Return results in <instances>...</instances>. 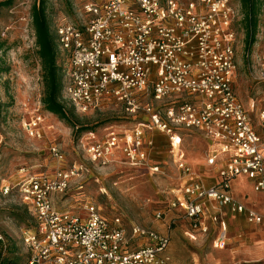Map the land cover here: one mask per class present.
Returning <instances> with one entry per match:
<instances>
[{"label":"built area","instance_id":"built-area-1","mask_svg":"<svg viewBox=\"0 0 264 264\" xmlns=\"http://www.w3.org/2000/svg\"><path fill=\"white\" fill-rule=\"evenodd\" d=\"M79 7V19L53 25L58 50L69 60L61 100L84 114L114 99L128 114L149 117L123 133L111 130L101 141L81 140L87 158L107 166L121 153L129 165L159 173L160 166L149 162L147 149L154 142L148 133L162 132L169 137L170 154L180 171L170 210L203 234L209 232V210L216 211L210 216L221 225L213 241L216 249H224L228 239L224 211L244 215L251 225L264 224L263 215L228 191L231 180L244 177L264 193V98L262 107L252 101L247 110L234 88L238 1L82 0ZM257 35L264 37V12ZM254 58L264 81V50ZM147 98L167 105L143 104ZM44 123L45 116L36 112L23 128L31 138H41ZM182 129L199 131L209 140V165L222 158L219 185L204 186L185 162L178 134ZM50 151L63 159L57 146ZM80 174L74 165L2 185L5 195H17L35 224L23 232L26 264H171L166 234L137 224L128 232L120 219L108 221L90 202L83 206L85 218L59 210L56 199ZM162 216L157 212V219Z\"/></svg>","mask_w":264,"mask_h":264},{"label":"rangeland","instance_id":"rangeland-1","mask_svg":"<svg viewBox=\"0 0 264 264\" xmlns=\"http://www.w3.org/2000/svg\"><path fill=\"white\" fill-rule=\"evenodd\" d=\"M9 1L10 4H3ZM46 1L54 24L61 20L74 22L79 17L80 3L76 0L70 4L68 0ZM34 3L35 0L0 1V43L4 44L0 50V70L3 71L0 74V235L4 239L0 240V258L16 259L25 264L28 249L23 244V232L35 226L32 215L19 203L17 195H5L2 185L15 184L28 176L52 175L58 169L77 165L81 174L71 182L68 192L56 199L59 210L75 212L85 218L87 213L83 206L90 202L108 221L120 219L128 232L137 224L166 233L171 237L169 252L175 264H264V228H246L243 223L241 232L233 229L232 235H247L244 244L233 239L223 250L213 248L207 237L191 240L185 235L187 221L169 209V202L180 185V173L172 162L170 143L156 149L155 158L162 164L159 163L161 172L155 174L146 167L129 165L121 153H117L107 166L87 158L81 140L101 141L111 130L118 133L131 130L137 122L148 121L144 112L128 114L122 104L107 99L99 108L83 114L63 101L68 113L73 112V122L87 129L78 135L76 128L45 111L42 66L31 18ZM235 30L237 73L234 88L247 110L252 101L262 107L264 81L260 80L254 56L264 50V37L257 35L256 42L248 49L241 11ZM62 57L57 62L67 73L69 60ZM146 103L162 109L167 105L166 101L157 103L151 98L145 99L143 104ZM36 112L45 116L41 138H31L23 128ZM251 117L255 122V115ZM90 133L94 136L88 135ZM183 137L182 147L187 159L199 169L207 145L193 132H185ZM52 146L60 150L62 160L52 155ZM22 169H25L23 174L20 173ZM234 186L240 199L247 195L248 202L259 205L261 195L255 193L247 181L238 180ZM159 211L163 213L161 219L156 218Z\"/></svg>","mask_w":264,"mask_h":264},{"label":"trees","instance_id":"trees-1","mask_svg":"<svg viewBox=\"0 0 264 264\" xmlns=\"http://www.w3.org/2000/svg\"><path fill=\"white\" fill-rule=\"evenodd\" d=\"M73 0H68L70 4ZM80 3L82 0H76ZM243 14V22L246 31L247 47L256 42V35L259 27L260 17L264 12V0H237ZM3 4H10V1ZM48 1L35 0L31 9L32 26L35 33V45L37 54L42 66V76L44 84L43 105L45 111L57 116L60 120L69 123L76 128L78 135L87 129L78 127L73 119V112L67 111V105L61 100L63 88L65 85L66 70L57 62L60 55L57 44L56 32L53 27L54 21L47 12ZM71 7L69 8V10ZM3 42L0 43V50L3 48ZM66 58V56H64ZM3 71L0 70V74ZM72 111L74 110L71 107ZM93 132V131H89ZM0 264H21L16 259L0 258ZM26 264V262H25Z\"/></svg>","mask_w":264,"mask_h":264},{"label":"crops","instance_id":"crops-1","mask_svg":"<svg viewBox=\"0 0 264 264\" xmlns=\"http://www.w3.org/2000/svg\"><path fill=\"white\" fill-rule=\"evenodd\" d=\"M185 132H193V133H195L197 135H200L203 138V140L205 141L206 145H207V148L205 150V156H204L203 161L201 162V167L199 169L196 166L191 165L189 163V161L187 159V156H186V153H185V151H184V149L182 147L183 138H184L183 136H184ZM178 134H179L180 139H181L180 147H181V151L184 153L185 162L190 166V168L192 169L193 172H195L198 176H200L202 184L204 186H206V187H212V186H215V185H219L221 183V181H222L221 177L219 176V173H218L219 169H220L221 162H222V158L218 159L217 163L215 165H209L208 164L207 156H208L209 149H210L209 140L206 139L205 136L201 132L196 131V130L182 129V130H180L178 132ZM148 138L153 140V142H154V146L151 149L150 148L147 149V152H148V155H149V162H150V164H154V165L158 164L159 165V163H161V162H158V160L155 158L156 149H158L159 147L163 148L167 144L169 145V143H170L169 137L166 134H164L162 132H159V131H150L148 133ZM172 162L174 163V161H172ZM174 165H175V163H174ZM175 167H176V165H175ZM179 173H180V171H179ZM238 180L247 181L249 183V185L252 187L253 191L255 193H257L258 195H261V197L258 199V201H259V205L258 206H254L250 202H248L247 201V197H248L247 195H244L243 198L240 199L239 196H237L235 194V186L234 185L236 184V182ZM228 191L234 198H236L239 202L244 204L247 208L252 209V210L256 211L257 213H259V214L264 216V193L256 192L254 190V188H253L252 183L248 179H246L244 177H238L236 179L231 180L230 183H229ZM214 214H216V211L209 210V216H208V218H207V220L205 222V224L209 227V232L207 234H203L200 231L193 230L191 225H190V223H189V221L183 217L184 220L187 221V223H188V225H187V227L185 229V232H184L185 235H187L191 240H197V237H199V236L207 237L211 241V244L213 245V241L218 237V235L220 233V228H221L220 221L217 222V223H214L211 220L210 216L214 215ZM222 218L225 221V223L227 225V228H228V239H227V243H226L225 247H227L233 239H237V241L239 243L244 244L243 240L247 239V237H248L247 235H245V234H242V235H239V236L232 235V230L233 229H235L237 232H241L240 228L243 226V223H244L246 228H248V227H250L251 229H253V228H255V229L264 228V224H261V225L248 224L246 222V220H245L244 215H241V214H232V213H228L227 211H224V213L222 215ZM158 232H160V231H158ZM160 233H162V232H160ZM163 234H166V233H163ZM166 235H168V234H166ZM168 236L170 237V235H168ZM170 239H171V237H170ZM170 245H171V243H170ZM169 248H170V246H169ZM169 248L167 250V255L170 258V263L171 264H175L173 259H172L171 254L169 252ZM213 248H215L214 245H213Z\"/></svg>","mask_w":264,"mask_h":264}]
</instances>
